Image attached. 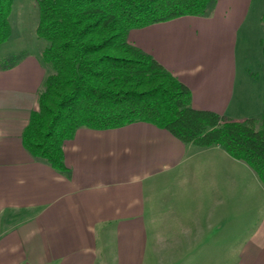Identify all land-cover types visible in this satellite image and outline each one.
<instances>
[{
  "label": "crops",
  "instance_id": "1",
  "mask_svg": "<svg viewBox=\"0 0 264 264\" xmlns=\"http://www.w3.org/2000/svg\"><path fill=\"white\" fill-rule=\"evenodd\" d=\"M254 1L215 0L205 16L133 29L128 40L191 91L195 109L252 118L241 115L238 48ZM7 57L0 264H264V184L246 162L135 122L80 127L55 167L23 137L48 75L42 53Z\"/></svg>",
  "mask_w": 264,
  "mask_h": 264
},
{
  "label": "trees",
  "instance_id": "2",
  "mask_svg": "<svg viewBox=\"0 0 264 264\" xmlns=\"http://www.w3.org/2000/svg\"><path fill=\"white\" fill-rule=\"evenodd\" d=\"M37 1V35L48 42L42 56L49 75L23 136L35 156L63 168L64 143L80 127L148 122L186 143L221 146L264 184V114L235 120L195 109L191 91L128 40L133 29L205 16L215 0ZM13 5L14 0H0V45L12 35Z\"/></svg>",
  "mask_w": 264,
  "mask_h": 264
},
{
  "label": "rangeland",
  "instance_id": "3",
  "mask_svg": "<svg viewBox=\"0 0 264 264\" xmlns=\"http://www.w3.org/2000/svg\"><path fill=\"white\" fill-rule=\"evenodd\" d=\"M251 12L241 32L238 69L239 81L246 88L242 94L241 115L256 118L264 114V0H255ZM39 17L37 0H14L10 15L12 35L0 45V55H8L2 62L30 52L42 53L48 42L37 35Z\"/></svg>",
  "mask_w": 264,
  "mask_h": 264
}]
</instances>
